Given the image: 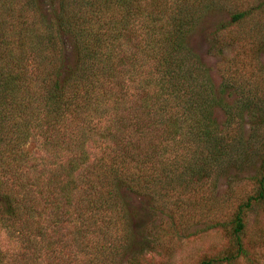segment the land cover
Segmentation results:
<instances>
[{"label": "trees", "instance_id": "trees-1", "mask_svg": "<svg viewBox=\"0 0 264 264\" xmlns=\"http://www.w3.org/2000/svg\"><path fill=\"white\" fill-rule=\"evenodd\" d=\"M52 1L45 13L39 0H0L14 26L0 42V264H155L131 249L201 224L226 245L195 264H259L264 234L247 222L264 210V156L243 125L264 114V91L257 80L220 85L238 94L219 104L187 39L206 13L221 12L213 41L261 48L264 0ZM230 62L250 71L248 56ZM29 140L42 151L24 150ZM243 158H257L250 191L235 190L221 220L209 187Z\"/></svg>", "mask_w": 264, "mask_h": 264}, {"label": "rangeland", "instance_id": "rangeland-1", "mask_svg": "<svg viewBox=\"0 0 264 264\" xmlns=\"http://www.w3.org/2000/svg\"><path fill=\"white\" fill-rule=\"evenodd\" d=\"M154 3H159L160 0H153ZM43 4L44 12L47 13L50 11V4L57 7V3L49 0H39ZM10 3L7 5H1L0 8V42L2 40H11L10 33L12 32L13 25L10 23L9 16L11 13H4L5 7L8 8ZM45 12V13H46ZM9 17V18H8ZM227 16L221 12H208L200 20V22L195 27L194 31L190 34L187 39V46L189 49L197 56L198 60L201 62L206 76L211 80L216 95L218 97L219 104L225 103L230 104L236 97V92L231 89L232 86L237 87L239 84H253L257 80L260 84L261 89L264 91V45L261 48L258 46L249 45H239L235 43L229 35H226L222 39H219L217 42L213 41L211 38V33L213 32L215 26L226 21ZM63 44L65 46L64 53L66 55V62L69 65L74 63V55L72 42L69 36H63ZM220 48V49H219ZM218 49L220 53H218ZM248 56V68L250 71L244 70L239 74L229 67V64H232L230 60L239 57ZM259 70V71H258ZM254 73V75H252ZM225 84L231 87H228L221 91L218 89V86L223 87ZM239 95H237L238 97ZM213 116L218 123H221L224 120V114L222 109L219 106L213 107ZM256 110L253 115L248 116L244 121L243 131L245 137H252V143L250 148L257 155V158L264 156V122L261 123L260 118L264 115L263 113ZM258 122L260 124H258ZM258 130V131H257ZM262 136L263 144H258L259 140H255L256 135ZM260 139V136H259ZM255 142V143H254ZM22 148L30 154H38L41 152V147L39 142H34L29 140L26 142ZM249 149V147H248ZM257 158H243L245 160H238L233 162V165L230 167L228 174L221 173L218 179L215 180V185L209 187V193H212L211 200L214 202V209L216 211V217L221 220L224 218L226 211L230 209V206L234 201H227L229 196L235 195V190L240 192L246 189L250 191V186L245 185V180L248 181V176L253 174L254 167L257 163ZM211 188V190H210ZM208 189V187H207ZM131 204L135 208L140 207V200L133 198L131 199ZM248 227H254L255 229L261 230L264 234V210H255L249 214ZM154 218L143 214L141 221L148 222ZM258 223V225H257ZM206 224V223H205ZM204 224L196 225L189 227L190 233L187 238H180L179 240L174 238L166 239L165 243L158 245L156 243H150L148 245L136 246L131 249V252L135 255L142 256V263L154 262L155 264H195L199 259L204 256H210L219 250H221L226 245V239L223 234L215 229L209 228L205 229ZM196 227H201L203 230L200 233H195L191 235V232H195ZM65 227H61L60 232H64ZM59 232V234H60ZM252 234V232H249ZM6 236L3 232L0 231V245L1 242H5ZM7 246L4 248H9L10 250L19 246V244L13 243L11 241L7 242ZM261 248L264 245H259ZM259 246L256 248L259 252L256 253L257 260L259 264H264V247L261 249ZM71 250L73 248L71 247ZM130 250L127 251V256H131ZM70 256V255H69ZM119 264H125L124 261L118 262Z\"/></svg>", "mask_w": 264, "mask_h": 264}]
</instances>
